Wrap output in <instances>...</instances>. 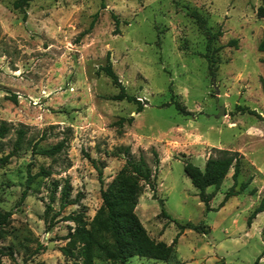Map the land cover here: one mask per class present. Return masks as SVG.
<instances>
[{"label":"rangeland","instance_id":"obj_1","mask_svg":"<svg viewBox=\"0 0 264 264\" xmlns=\"http://www.w3.org/2000/svg\"><path fill=\"white\" fill-rule=\"evenodd\" d=\"M11 3L0 0V122L12 127L0 141V156L20 126L25 144L0 168V210L12 213L0 247L11 250L14 263H69L60 251L72 227L66 217L83 211L91 220L100 205L97 169L104 186L128 147L151 169V151L157 155L155 197L143 186L134 208L147 236L166 245L174 239L177 227L159 216L161 209L201 229L184 230L165 262L132 257L125 264H264V212L246 224L264 194V53L256 50L264 18L255 15L264 0H28L22 10ZM190 10L211 33L220 32L210 44L218 49L211 72ZM106 56L126 95L141 104L139 113L133 103L110 99L117 89L98 72ZM219 105L224 116L215 118ZM129 117L130 125L114 124ZM59 141L65 148L52 159L30 150ZM212 148L239 153L237 185L251 181L217 208L232 183L230 170L218 188L205 190L214 193L205 212L182 166L202 169ZM40 168L50 175L35 177L20 201L27 176ZM66 182L73 202L60 208ZM0 261L12 264L4 256Z\"/></svg>","mask_w":264,"mask_h":264},{"label":"trees","instance_id":"obj_2","mask_svg":"<svg viewBox=\"0 0 264 264\" xmlns=\"http://www.w3.org/2000/svg\"><path fill=\"white\" fill-rule=\"evenodd\" d=\"M27 2L28 0H12V9L22 10L23 7L27 5ZM187 14L192 20V23L205 37V53L203 54V58L206 60L208 69L211 72V68H213L215 62L213 58L214 52L218 49L211 50L210 44L220 36V32L217 30L211 33L205 26V19L196 10H190ZM255 15L257 18H264V5L256 8ZM113 19L116 26L117 20L114 17ZM92 25L93 20L90 22L88 29H90ZM87 32L88 30L81 32L77 40L83 37ZM229 44L235 46V41H231ZM256 50L260 53H264V36L258 42ZM98 72H101L108 78L110 84L117 89V93L110 97L112 101H125L135 104V113H139L142 110L139 101L126 95L124 88L111 69V64L107 56L105 57L103 66L98 68ZM9 98L14 102V97ZM172 104L179 114H186L183 107L175 102ZM245 110V108L236 107L237 112H244ZM249 113L253 114L252 111ZM131 122L132 117L128 119L120 118L114 124L118 129H121L124 123L130 125ZM11 130L12 127L10 125L5 122H0V141L3 140ZM14 135L15 138L11 144L10 150L6 154L0 156V168L8 164L12 157H16L25 144V130L22 126L14 130ZM64 148V142L59 141L47 149L35 151L33 145L30 147V150L35 155L52 159L54 156L61 153ZM212 152L213 154L208 155L206 158L202 169H199L189 162H184L182 166V172L188 179L192 188L196 191L197 198L199 202L203 204L205 212L212 210L209 208L208 203L214 197V193H206L205 190L208 187L218 188L230 170V179L232 183L223 193V198L217 208H221L227 199L241 194L251 181V178H248L247 181L240 182L237 185L236 180L241 171L242 159L239 153L213 148ZM121 154L124 157L122 166L104 186L101 180L100 170L97 169V180L100 186V205L94 212L91 220L88 222L86 221L83 211L71 214L65 219L72 223V227L67 232L65 237L66 242L60 251L63 257L69 262L68 264H94L95 260L110 262L111 264H125L132 257L165 262L171 257L172 247L184 230L200 232L201 226H195L188 222L179 224L177 221L172 220L164 210L161 209L159 216L174 223L178 231L169 245L160 241L155 242L150 239L136 217L134 208L136 207L137 199L142 192L141 188L143 186L148 187L152 198L155 197V186L153 181L155 178V167L158 163L157 155L154 151H151L154 166V168L151 169L142 155L134 158L130 154L128 147L124 148ZM49 175V171L42 168L34 175H28L25 181V189L21 192L19 200H23L26 193L25 190L29 188V185L35 177L47 178ZM50 185L52 186L50 194L51 202L56 190V184L51 183ZM235 187L237 188L235 189ZM69 192L70 188L66 182L59 190L58 200L60 208L72 204L73 201H69L68 199ZM254 192L255 190L251 189L248 195L252 196ZM160 205H162L161 202ZM262 212H264V194L261 195L256 206L249 213L246 219L247 226L250 225L251 220L257 214ZM11 215L12 213L10 211L0 210V241L7 235L6 228L9 225ZM3 256L12 262V264H15L11 250L7 249L5 251L0 247V258ZM0 264L3 263L0 261Z\"/></svg>","mask_w":264,"mask_h":264},{"label":"water","instance_id":"obj_3","mask_svg":"<svg viewBox=\"0 0 264 264\" xmlns=\"http://www.w3.org/2000/svg\"><path fill=\"white\" fill-rule=\"evenodd\" d=\"M219 116H224V106L223 105L217 106V113L214 117L218 118Z\"/></svg>","mask_w":264,"mask_h":264}]
</instances>
